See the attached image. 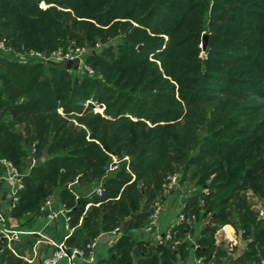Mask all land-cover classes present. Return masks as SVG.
<instances>
[{"label":"trees","instance_id":"16d2710c","mask_svg":"<svg viewBox=\"0 0 264 264\" xmlns=\"http://www.w3.org/2000/svg\"><path fill=\"white\" fill-rule=\"evenodd\" d=\"M0 38L9 48L0 51V157L24 175L6 219L30 229L45 213L42 203L57 195L70 209L69 226L80 220L65 246L85 252L101 232L139 213L120 232L115 264H133L135 252L143 264H178L177 253L191 245L187 233L194 236L203 219L192 243L197 257L210 259L215 231L230 224L248 240L235 264H259L264 0H0ZM76 47L89 50L82 63L92 73L18 59L19 51ZM110 154L119 167L106 173ZM172 173L179 187L188 180L194 189L184 199L189 221L162 243L135 240L130 230L149 224ZM75 179L85 188L102 182L104 191L75 198L66 188ZM176 239L183 241L175 249ZM13 249L0 245V264H28L20 245Z\"/></svg>","mask_w":264,"mask_h":264},{"label":"crops","instance_id":"0c3cea01","mask_svg":"<svg viewBox=\"0 0 264 264\" xmlns=\"http://www.w3.org/2000/svg\"><path fill=\"white\" fill-rule=\"evenodd\" d=\"M98 184L99 183H95L92 187L85 188L78 183L77 179H75L74 181L69 182L66 185V188L75 196V198H78L79 196L90 197L92 194L96 195L94 189ZM162 193V212L156 219V225L153 226V229L150 232L146 230L147 225L144 227L132 228L130 232L133 234L135 240L155 243L157 237L162 236L163 232L176 221L180 209V198L184 200L189 194L194 193V189L190 187L188 190H182L180 186L176 191ZM53 197L54 201L52 209L55 211L60 210L63 204L59 201L57 195H53ZM0 203L5 212L9 211L7 209L9 204L8 184L4 181L0 183ZM90 204L91 203L86 204L85 210ZM95 205H98V203ZM203 222L204 220L202 219L193 224L195 229L194 236L199 233ZM7 224L13 228H19L17 227L18 221L15 218L8 217ZM79 228L80 220L77 225L70 227L69 223L67 224L64 221L62 215H58L56 219L50 220L47 218L46 213H42L37 216L34 225L30 229H25L31 230L33 233L23 234L15 243L20 245L23 249V258L28 264H43V260L55 249V244L62 242L65 246L66 239L73 231ZM121 230L122 229L119 228V232L117 233H113V231L101 232L93 239L95 240L93 247L91 249L86 247L87 251L84 252L83 258H75L72 262L63 258L56 264H115L114 245L119 239ZM194 236L191 233H187L185 241L191 242V245H189V248L183 247L182 252L177 253L176 258L178 264H194V261L197 258L195 247L192 245L195 239ZM92 241H90V243ZM181 241H183V239L174 240L171 247H174L175 249L178 248ZM247 242L248 240L241 238L240 232L236 231L230 224H226L215 231L213 244L214 251L212 257L208 260H205L206 258L202 257L204 258L205 264H235L237 256L246 249ZM65 247L67 249L72 248V246ZM77 248L80 247L77 246ZM224 253L229 254L227 259L223 257ZM89 256L93 257L92 261L87 260ZM133 258V264H143V261L146 259V257L139 252L133 253Z\"/></svg>","mask_w":264,"mask_h":264},{"label":"built area","instance_id":"2783aa9c","mask_svg":"<svg viewBox=\"0 0 264 264\" xmlns=\"http://www.w3.org/2000/svg\"><path fill=\"white\" fill-rule=\"evenodd\" d=\"M9 48L5 46L4 42L0 40V51L8 50ZM85 50V48H72L66 51L57 50L53 51L51 54H44L42 52H35V51H29L26 53H22L18 55V59L20 61H25L28 59H32L34 57L42 58L43 60H56V61H63V60H80L79 54H82V52ZM82 63V61H81ZM80 64V63H79ZM83 65V63H82ZM84 68L92 72L90 68L87 66H84ZM111 160L110 162L103 166V169L105 172H110L119 167L120 159L117 158V156L110 154ZM124 160H128V157L125 156L123 158ZM30 166H33L35 164V159L31 156L30 157ZM0 164L2 166V173L0 174V183L6 182L8 184V210L12 209L15 204L18 202L19 199V192L23 188V173H21L17 167L7 158L0 157ZM179 180V174L178 173H172L168 175L165 179V182L163 183V191L169 192V191H176L179 188L178 184ZM104 191L102 182H99L98 186L94 189V193L98 196H101ZM207 193V191H205ZM53 196H50L46 198V200L42 203L40 206V210L46 213V216L50 220H54L57 218L58 215H62L64 217V221L68 224L70 221V209L66 208L64 205H62V208L60 210H53L52 204H53ZM185 201L180 198V204H179V211L176 218V221L169 226L167 230L163 232L162 236L157 237L156 242L162 243L166 240L172 239L173 236V228L178 226L184 221H189L188 218L184 215V209H185ZM162 212V202L159 198H156L152 202V210L149 215V224L146 226V230L148 232L152 231L153 226L156 225V219L159 217V215ZM256 212L257 217L259 219H264V202L259 201L256 205ZM119 232L118 228H115L113 230V233ZM33 231L31 230H25V229H19V228H13L12 226L7 224V219L5 217V210L2 207L0 203V245L5 243L6 248L11 250L12 252H15L13 249V244L20 239V237L23 234H31ZM95 243V240H93L91 243H88L86 247L88 249H91ZM84 256V250L72 247L70 249H67L64 244L57 243L55 244V249L53 252L47 256L43 260V264H56L60 259L66 258L69 262H72L75 258H83ZM88 261H92L93 257L89 256L87 258ZM194 264H205L204 258L202 256L197 257L194 261ZM259 264H264V258H262L259 262Z\"/></svg>","mask_w":264,"mask_h":264},{"label":"rangeland","instance_id":"374dc122","mask_svg":"<svg viewBox=\"0 0 264 264\" xmlns=\"http://www.w3.org/2000/svg\"><path fill=\"white\" fill-rule=\"evenodd\" d=\"M42 7H45L46 6V4L44 3V2H41V4H40ZM204 33V32H203ZM202 33V34H203ZM202 36V35H201ZM0 40H2L3 42H4V44H5V41H4V38H0ZM114 43H116V40L115 39H110V41H109V44H114ZM207 44H208V42H207ZM207 44H206V48H207ZM200 47H201V49H202V42H201V39H200ZM5 46H7L6 44H5ZM101 45L100 46H97L96 48L97 49H101ZM77 48V47H76ZM78 48H84V47H78ZM206 48L205 49H202V52H201V54H203V55H205V53H204V51L206 50ZM57 50H61V49H57ZM57 50H53V51H57ZM30 51H35V50H30ZM53 51H51L49 54H51ZM35 52H39V51H35ZM23 53V52H22ZM22 53H20V51H19V53H18V55L19 54H22ZM43 53V52H42ZM89 53V50L88 49H85L83 52H82V54H79V57H80V60L83 62V58H84V56H86L87 54ZM55 63H58V62H60V61H56V60H53ZM64 61V60H63ZM81 61H79V63L80 64H78V67L77 68H74V67H69V68H67V69H71V68H73V69H76V70H78V71H80V72H82L83 71V69H85L84 68V66L82 65V63H81ZM89 72V71H88ZM89 73H92V72H89ZM95 110L96 111H99V112H102L103 111V107H101V106H96L95 107ZM190 184H191V182H189L188 180H185L180 186H181V189L182 190H188L190 187Z\"/></svg>","mask_w":264,"mask_h":264},{"label":"water","instance_id":"95a60500","mask_svg":"<svg viewBox=\"0 0 264 264\" xmlns=\"http://www.w3.org/2000/svg\"><path fill=\"white\" fill-rule=\"evenodd\" d=\"M201 42H202V49H205L206 48V44L208 42V34H206V33L202 34ZM56 64L61 66V67H64V68H69V67L77 68L78 64H79V60L78 59H76V60H64V61H60V62H58ZM138 215H139L138 213H133V214H130L129 216H127L125 218V221L121 224L120 229H123L126 221H129L130 219H134V218L138 217ZM211 222H212V218H210L208 220L209 224Z\"/></svg>","mask_w":264,"mask_h":264}]
</instances>
